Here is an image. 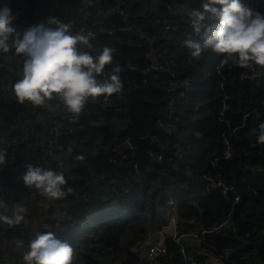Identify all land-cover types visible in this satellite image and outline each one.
Listing matches in <instances>:
<instances>
[{
    "label": "trees",
    "instance_id": "1",
    "mask_svg": "<svg viewBox=\"0 0 264 264\" xmlns=\"http://www.w3.org/2000/svg\"><path fill=\"white\" fill-rule=\"evenodd\" d=\"M49 2L29 0L34 15L27 25L39 23L44 18ZM80 2L60 0L70 13L64 16L57 11L58 19L66 23L73 20L77 26L96 23L104 29L96 43L90 42L94 48L100 45L115 49L111 63L105 65V72H111L119 65L123 87L120 93L107 98L103 94L89 98L78 119L69 121L70 131H62L59 137L63 145L71 141L76 143L69 166L64 167L61 162L54 165L55 169L61 168L65 177L68 176L66 174L70 176L62 185L65 197L56 200L68 210V215L59 223L57 237L71 245V264H147L139 256V248L149 232L160 228L169 200L177 205L179 219L192 218L194 221L178 223L180 230H191L193 226L208 230L222 221L233 228V231L206 233L195 246L183 241L188 244V252L198 264H205L200 255L201 248L216 256L227 251L229 254L225 259L229 264H264V143L257 142L254 133L258 124L264 122V77L241 79L238 73L248 68L235 66L230 76H222L226 81L222 91L214 66L218 63L227 72L228 64L221 65L224 54L211 49L204 50L198 58L189 54L183 41L198 37L192 31L189 14L181 16V11L188 8L191 12L199 8L201 0H127L120 9L134 15L128 21L136 28L135 33L117 29L124 20L110 11L116 0H94L89 9V19L84 22L79 15ZM243 2L249 6L252 4L250 0ZM151 3L178 24V31L169 38L162 36L163 25L156 21V15L150 9ZM166 5L176 12L167 13ZM10 7L11 10L18 9L14 4ZM250 7L264 14V0H254ZM178 8H181L180 12ZM151 35H157V39L150 40ZM153 51L176 60V76L170 78L167 72H156L152 84L163 92L156 89L135 92L134 111L137 117L148 118L153 101L163 96L168 101L173 96L176 120L169 133L156 135L160 148L153 154H161V160L154 161L152 168L142 166L137 173L128 175L136 158L122 157L108 148L114 143L125 144L126 137L121 129L128 114L122 94L131 85H143L140 73L149 67L146 53ZM5 60V53H0V64ZM13 62V71L0 68V94L4 97L0 101V137L5 142L20 138L22 141L19 145H6L5 160L19 169L2 170L0 193L4 187L18 183L17 176L25 171L26 163L38 165L37 161L49 157V154L40 152L35 140L44 128L51 125L52 115H57V107L63 105L55 95L44 106L17 102L11 84L19 77L22 57L16 55ZM253 68L263 70L264 66ZM182 78H187L192 85L185 98L177 95L178 89L165 91L170 79ZM7 79L10 80L9 87L5 85ZM223 93L231 97L227 102V114H232L228 126L218 120L219 98ZM167 101L162 104L165 111ZM20 111L22 115H18ZM38 112L45 115L41 121L36 119ZM244 113L250 115L244 118ZM14 117L22 120V131L14 128ZM29 128L32 131H28ZM134 132L142 137L146 129L137 123ZM102 144L108 148H100ZM178 147L180 156L175 154ZM226 151L228 158L225 159ZM127 152L130 153L129 150ZM78 156H83V159H78ZM110 156L116 157L119 164H111ZM210 179L233 184L238 202L232 203L231 193L223 196L215 188H207L206 183ZM115 191H118L117 195H114ZM128 231L135 232V236L123 244L122 239ZM165 244L169 256L161 257L158 264H182L178 245L170 237L165 238Z\"/></svg>",
    "mask_w": 264,
    "mask_h": 264
},
{
    "label": "clouds",
    "instance_id": "2",
    "mask_svg": "<svg viewBox=\"0 0 264 264\" xmlns=\"http://www.w3.org/2000/svg\"><path fill=\"white\" fill-rule=\"evenodd\" d=\"M250 1L253 5L254 0ZM250 6L243 0H201L200 7L189 13L192 31L198 37H189L183 41L189 54L198 58L204 50L211 49L224 54L221 58L222 66L231 64L249 69L256 65L264 66V14ZM13 19L12 11L7 6H0V53H7L11 49L22 57L19 77L11 84L17 102L44 106L55 95L67 111L78 118L89 98L101 94L107 98L113 93H120L123 84L119 65L111 72H105V65L112 61L114 48H94L89 35L71 31V24L55 17H50L47 25L37 23L20 29L14 26ZM218 68L221 66L217 63L214 70L220 79L219 88L223 91ZM183 79L187 78L175 80L177 83L170 87V91L178 89V95L182 90L180 81ZM190 88L183 91V98ZM167 104L164 112L167 117L157 122L164 129L163 132L169 133L165 129V123L171 121ZM254 133L257 142L264 143V122L258 124ZM6 152L5 148L0 147V165L5 163ZM77 158L83 159V156ZM20 179L26 187L34 188L49 200L56 202V199L66 195L62 188L66 183L62 171L26 163ZM25 212V204L13 202L9 206L0 199V225L11 227L20 224L25 220ZM54 223L52 219L47 221L50 227ZM57 236L52 231H34L27 245L23 240H15V247L23 249V264H71V245Z\"/></svg>",
    "mask_w": 264,
    "mask_h": 264
},
{
    "label": "built area",
    "instance_id": "3",
    "mask_svg": "<svg viewBox=\"0 0 264 264\" xmlns=\"http://www.w3.org/2000/svg\"><path fill=\"white\" fill-rule=\"evenodd\" d=\"M49 9L47 11V13L45 14L44 18L39 22V23H44L47 25V21L50 17H55L56 19H58L57 16V11L61 12L64 16H68V14L70 13V9L67 8V6L60 4V0H49ZM127 0H116V5L112 7V9L110 10L112 14H118L121 19L124 20V24L120 25L117 29L121 32H126V33H135L137 32L136 28L133 27L128 20L132 19L134 17V15L130 14L129 12L123 11L120 9L121 5H123ZM14 4L18 7V9L16 10H11L10 5ZM94 4V0H81L80 4H78V8H80V17H81V21L84 22L86 20L89 19L90 16V12L89 9L91 7V5ZM80 5V6H79ZM0 6H7L12 13L14 14V19L12 21V23L14 24V26L18 29L21 28L22 26H26L28 21L30 20V18L32 17L31 15V9L29 6V0H0ZM166 10L167 11H171V6L167 5L166 6ZM178 12H180V8L177 9ZM156 21L160 24L163 25V28L161 29V34L163 37L165 38H169L173 33L177 32L178 30V24L176 22H172L170 20V18H168L167 16H164L162 18L157 17L156 16ZM38 23V22H37ZM36 23V24H37ZM69 24H71V31L73 32H81L83 34H87L90 36V41L93 42H97L98 41V36L100 34V32H103V28L96 24V23H92L90 26H87L86 24H81V25H76V23L73 20H70L68 22ZM48 26H52V25H48ZM150 40H156L157 39V35H151ZM98 47L103 48L104 46H100L98 45ZM85 51H91L89 49H84ZM152 53V52H151ZM154 53V51H153ZM18 55L14 52V50H9V52L5 53L6 56V61L2 64H0V68H5L8 71H13L14 68V62L13 59L14 57ZM149 55V53L147 54ZM152 55H156V54H152ZM153 58V57H151ZM149 59V67H147L146 69H144L142 72H146L148 69L153 68L156 70V72L158 71H166L169 74L170 78H174L175 77V71L174 69L177 66V63L175 60L169 59L165 56H162L160 53H157L156 55V59L157 61L154 62L153 59ZM235 66H232L231 64H228L226 66V70L227 72L223 69V68H218L220 69V71L218 70V73L220 75V78H223L222 76L224 74L227 75H231L232 71L235 70L234 68ZM224 72H223V71ZM238 77L241 79H251V78H261L264 77V69L263 70H259V69H255V68H251V69H247V70H242L238 73ZM0 81H2V79H0ZM177 83V81L171 79L170 80V84L168 86L169 88V92L170 91V87L174 86ZM226 84V81H223L221 79L220 82V87L223 88V85ZM6 87L10 86V80L7 79L5 82ZM190 82L187 79H183L180 81V86L182 88V90H180L178 92V96H180L181 98L184 97V92L183 91H187L188 88H190ZM3 95L0 94V101L2 100ZM231 97L226 94L223 93L221 98H220V104H221V109H220V113H219V121H221V123H224L228 126L229 122H230V117L232 116V114H227L229 106L227 104L228 100ZM168 107H169V118L171 121H168L165 123V129L167 131H170V126L173 125L174 121L176 120L175 117V107L174 105V98L173 96L169 97L168 100ZM58 111L56 112L57 115H52L53 119H52V123L48 128H44L43 132L41 134L38 135L37 139L35 140V145L40 148V152L42 154H49L48 158H45L43 161H37L38 165H40L41 167H45V168H52L56 171H61V168H57L55 169V164L58 162H61L62 165L64 167H68L69 164L71 163V161H73V156H74V152H73V147L76 145L75 142H69L66 145H63L62 143L59 142V137L62 133V131L67 130V132L70 131V128L68 127L69 121H76L78 118L75 117V114L69 113L66 109V107L64 105H60L57 107ZM84 111V108L82 110V112ZM81 112V113H82ZM80 113V114H81ZM22 115V111H20L18 113V115ZM79 114V116H80ZM249 113H244L243 117H247L249 116ZM45 117L44 114L38 112L36 113V119L41 121L43 118ZM12 121L14 122V128L18 129L19 131H22L21 129V122L22 120H17L15 117L12 118ZM27 120H25L26 122ZM230 125V124H229ZM80 128L82 129V126H80ZM123 128V127H122ZM28 131H32L31 128L27 129ZM235 132V131H234ZM125 144H123V146L119 143H114L110 146V148H108L106 145L102 144L100 145V148H104V149H109L111 150L113 153L116 154H121L122 157H128V156H132L135 158V154H134V147L130 144L129 139L126 138L125 139ZM21 138L19 140H12L5 142L3 138L0 137V147H3L6 149V145H19V143H21ZM151 141H156V145H157V149L158 150L160 148V144H159V140L157 138L156 135H152L151 136ZM127 150L130 151V153L127 152ZM154 150H149L150 153V157L153 160H161V154H157L154 155L153 154ZM7 153V152H6ZM175 154L180 156L181 155V149L178 147L175 150ZM225 159L228 158V152L226 151L224 153L223 156ZM109 162L113 165H118L119 164V160L114 157V156H110L108 158ZM4 168H12L14 171L18 170L19 167H12L11 165L8 164V162L5 160V163L0 165V173L2 172V170H4ZM138 164L137 162H134L131 165L130 170L128 171V175H132L138 172ZM252 173H255V170H251ZM23 174V172L21 171L18 176V183L13 186V187H4L3 190L0 193V199L5 200L9 195L11 194H15L16 196L20 194V196H25L24 198L30 197V198H34L35 196H38L37 198H39L40 195L37 190H35L34 188H28L26 187L22 180L20 179L21 175ZM67 177H65V180L69 179L70 176L69 174ZM206 187L207 188H215L216 190L219 191V193L223 196H227V194L231 193L233 194L232 197V203H236L239 200V197L236 194L235 188L233 186V184L231 183H226L223 180H216V179H210L208 180V182L206 183ZM125 193H127V189L124 190ZM118 191H115L114 195H117ZM235 195V196H234ZM44 199L45 197L42 196ZM35 198V199H37ZM57 206L61 207V209L59 210L58 208L52 210L51 212L56 213L55 218H53L52 220H54V224L53 227H50L49 224H47V222L45 223V225L39 229L38 231H52L56 234V236L58 235V231H59V223L68 215V210L66 207L63 206V203L56 201L55 202ZM168 208L166 211V215H165V219L162 222V224L160 225V228L158 229V227L156 229H154L153 231L149 232L147 238L142 242L140 248H139V256L147 263V264H158L159 259L165 258L167 256H169V254L167 253V245L165 244V238L166 237H170L171 240L178 245V251L181 255L182 264H198L196 259L193 258L190 253L188 252V244H191L192 246L198 245L201 242V236L206 234V233H210V232H221V231H225L230 229L231 231H233L232 226L226 222V221H222L221 223L213 226L211 229L205 230L199 227H195L193 226L191 228V230H183V229H179L178 223H182V222H188V223H192L194 222L192 218H186V219H179L178 216V208L177 205L175 204V202L173 200H169L168 201ZM31 209H30V213H31ZM49 212V211H47ZM175 214V216L173 215ZM47 226V227H46ZM5 229L6 232L9 235H12L16 238H24L26 240H30L33 233H28L25 230H23L19 225H14V226H7L5 225ZM171 230V231H168ZM262 233H264V226L262 228ZM184 240H187L189 243H183ZM229 254L227 251L224 252V254L220 255V256H216L214 254H212L209 250L205 249V248H201L200 251V255L204 258V262L205 264H229L228 260L225 259V255ZM0 264H15L14 262H11L10 260H7L3 257H1L0 255Z\"/></svg>",
    "mask_w": 264,
    "mask_h": 264
},
{
    "label": "water",
    "instance_id": "4",
    "mask_svg": "<svg viewBox=\"0 0 264 264\" xmlns=\"http://www.w3.org/2000/svg\"><path fill=\"white\" fill-rule=\"evenodd\" d=\"M150 6L151 11L156 16L160 18L164 17V15L155 8V3H151ZM155 72L156 70L153 68L148 69L146 72H141L140 75L144 80L143 86L137 87L131 85L130 89L123 93V97L126 99L128 118L125 128L121 131L128 137L130 144L134 147V154L139 167L146 166L152 168L154 161L151 160L148 150L155 149L157 145L155 141H151V135L163 133L164 129L158 124L157 120L165 119L167 117V114L162 113L160 109V104L167 100L166 97L163 100L153 102V110L149 113L148 118H139L134 111V93L136 91L144 92L153 89L152 78ZM137 122H139L147 131L142 137L134 132V125Z\"/></svg>",
    "mask_w": 264,
    "mask_h": 264
},
{
    "label": "crops",
    "instance_id": "5",
    "mask_svg": "<svg viewBox=\"0 0 264 264\" xmlns=\"http://www.w3.org/2000/svg\"><path fill=\"white\" fill-rule=\"evenodd\" d=\"M167 6V5H166ZM151 9V6H150ZM166 9V7H165ZM173 7H171V11H167V13H174L176 11L172 10ZM181 10V8H180ZM190 11H188V8H185L181 11V16L188 15ZM162 14V13H161ZM31 15L33 14V11L31 12ZM111 15V14H110ZM164 16H167L166 14H163ZM168 17V16H167ZM21 126H23L21 122ZM25 196H20L11 194L9 195L4 201L11 206L13 202L25 204L26 206V212H25V220L21 221L20 224H18L23 230H25L28 233H33L34 231H38L41 229L47 221L50 219L46 216L47 211L51 212L52 210L58 208L59 210L61 207L57 206L55 203V200H49L47 198L37 200L38 196L34 195V198H24ZM31 207H34L37 209L31 210ZM171 231V230H168ZM20 239L23 240L25 245H27L29 240H26L24 238H16L12 235H9L6 232L5 225H0V248H1V257L10 260L11 262H14L15 264H23L21 260V255L23 249H17L14 245V241Z\"/></svg>",
    "mask_w": 264,
    "mask_h": 264
},
{
    "label": "flooded vegetation",
    "instance_id": "6",
    "mask_svg": "<svg viewBox=\"0 0 264 264\" xmlns=\"http://www.w3.org/2000/svg\"><path fill=\"white\" fill-rule=\"evenodd\" d=\"M147 54H148V53H146V56H148L149 59H150L151 57H153V58H151V59H153L154 62L157 61V59H156V55H157V54H156V55H152V54H155V53H151V54H149V55H147ZM175 61H176V60H175ZM176 63H177V62H176ZM154 74H155V73H154ZM143 82H144V80H143ZM169 84H170V81L168 82L167 87H165V91H166V92L169 91V88H168ZM152 85H153V84H152ZM142 86H143V85H142ZM153 86H154V85H153ZM129 89H130V88H129ZM153 89H156V90L162 91V89L159 88V87H157V86H154ZM149 90H152V89H149ZM136 92H137V91H136ZM138 92H139V91H138ZM162 92H163V91H162ZM162 92H161V93H162ZM166 92H165V93H166ZM162 96H163V94H162ZM122 97H123V94H122ZM165 97H166V96H163L162 98L157 99V100H163ZM123 98H124V97H123ZM124 99H125V98H124ZM125 100H126V99H125ZM157 100H155V101H157ZM153 102H154V101H153ZM162 104H163V103L160 104V109H161V107H162L161 112L164 113V112H166V111H165V107L163 106L164 104H163V105H162ZM163 108H164V109H163ZM152 110H153V109H152ZM152 110H151V111H152ZM163 110H164V111H163ZM151 111H150V112H151ZM126 122H127V120H126ZM126 122L124 123L123 128H125V126H126ZM137 123H139V122H137ZM137 123H135V124H137ZM134 126H135V125H134ZM123 128H122V129H123ZM125 137L128 138L126 135H125ZM37 200H40V199L37 198Z\"/></svg>",
    "mask_w": 264,
    "mask_h": 264
},
{
    "label": "rangeland",
    "instance_id": "7",
    "mask_svg": "<svg viewBox=\"0 0 264 264\" xmlns=\"http://www.w3.org/2000/svg\"><path fill=\"white\" fill-rule=\"evenodd\" d=\"M173 215L175 216V214H173ZM46 216H47L49 219H53V218H55L56 213H53V212H47V213H46ZM133 225H135V223H134ZM134 236H135V232H133V231H128V232L126 233V235L123 237V239H122V243L125 244V243L129 242L132 238H134ZM145 239H146V238H145ZM116 263H117V261H116Z\"/></svg>",
    "mask_w": 264,
    "mask_h": 264
}]
</instances>
